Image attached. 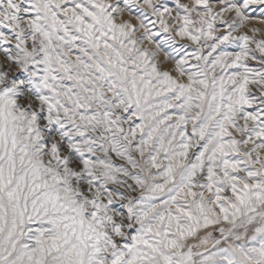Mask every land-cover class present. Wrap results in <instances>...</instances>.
I'll return each instance as SVG.
<instances>
[{
	"label": "snow or ice",
	"instance_id": "obj_1",
	"mask_svg": "<svg viewBox=\"0 0 264 264\" xmlns=\"http://www.w3.org/2000/svg\"><path fill=\"white\" fill-rule=\"evenodd\" d=\"M0 264H264V0H0Z\"/></svg>",
	"mask_w": 264,
	"mask_h": 264
}]
</instances>
